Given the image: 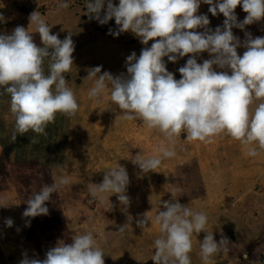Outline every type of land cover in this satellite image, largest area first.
I'll return each instance as SVG.
<instances>
[{
    "label": "clouds",
    "instance_id": "9594fccd",
    "mask_svg": "<svg viewBox=\"0 0 264 264\" xmlns=\"http://www.w3.org/2000/svg\"><path fill=\"white\" fill-rule=\"evenodd\" d=\"M201 4L209 6L213 17L222 14V27H208V15L197 14ZM69 6V0H57V10ZM238 6L247 14L241 22L235 14ZM85 7L84 15L100 25L114 20L116 30H109L114 37L128 32L142 45L154 41L150 47H143L138 57L132 52L126 58V74L113 76L96 66L88 69L84 78L93 82L87 92L89 100L98 102L107 94L121 110L122 119L139 118L148 129L164 135L152 154L140 153L131 159L142 174L154 172L164 160L176 156L175 139L181 132L189 142L208 143L227 133L244 146L249 157L264 151V36L253 38L245 32L241 43L232 31H243L264 19V0H118V4L113 0H85ZM28 19L27 29L17 26L11 34L0 33V89L10 97L13 139L29 131L46 135L48 124L58 113L73 116L79 110L64 75L74 64L72 34L63 40L51 34L52 27L37 10ZM33 34H38L40 46ZM240 47L245 49L242 55L237 52ZM205 52L210 58L198 63L197 57ZM185 56L189 58L178 69L180 78L176 79L164 58L175 63ZM70 183V177L61 174L51 184H44L26 201L23 217L46 216V203ZM129 183L126 168L117 162L104 173L101 183L89 185L88 192L100 202L115 195L126 213ZM4 207L6 201L0 199V208ZM151 222L159 232L153 241V264H192V237L205 232L207 215L171 197L159 201ZM136 223L145 228L149 221L144 214ZM5 224L11 228L13 221L9 218ZM127 227H119V233L123 235ZM229 244L226 237L217 242L213 233H207L199 242L202 264H211L218 252L228 251ZM104 256L94 231L84 230L74 234L70 242L58 241L43 259L23 253L19 264H104Z\"/></svg>",
    "mask_w": 264,
    "mask_h": 264
},
{
    "label": "rangeland",
    "instance_id": "374dc122",
    "mask_svg": "<svg viewBox=\"0 0 264 264\" xmlns=\"http://www.w3.org/2000/svg\"><path fill=\"white\" fill-rule=\"evenodd\" d=\"M113 3L118 4V0ZM69 4L67 10L72 11L74 22L68 21L66 27L63 21H58L67 30L58 38L63 40L71 33L75 45L73 67L64 75L76 95L77 113L73 116L58 113L54 122L48 124L46 135L29 131L13 139L10 97L0 89L3 93L0 94V199L7 206L0 208V264H19L23 253L43 259L58 241L70 242L74 234L84 230L96 234L105 253L104 264H153L150 260L153 241L159 232L151 218L159 201L171 197L208 217L205 232L193 234V250L189 254L192 264H202L199 242L207 233H213L217 242L225 237L230 242L228 251L218 252L211 264H264V151L249 157L244 146L227 133L208 143L189 142L186 133L181 132L175 139L176 156L164 160L154 172L142 174L131 159L140 153L152 154L165 139L164 135L148 129L139 118L122 119L121 110L107 94L98 102L89 100L87 92L93 82L84 78L87 70L96 66H102V72L108 71L113 76L126 74V58L132 52L138 57L141 49L150 47L154 41L142 45L128 32L114 37L109 34L110 29L116 30L114 20L100 25L84 15L85 0H69ZM208 7L201 4L197 14L208 15L209 28L222 27V14L213 17ZM55 8V5L46 8L53 20ZM20 11L28 12L24 8ZM235 14L238 22L247 15L240 6ZM232 31L241 43L246 39L245 32L253 38L264 36V19L243 31L238 28ZM33 38L40 46L38 34ZM244 51L243 47L237 49L238 55ZM188 58H178L175 63L166 58L164 61L167 70L179 79L178 69ZM209 58L208 53H201L197 62ZM47 63L46 60V72ZM117 162L126 168L130 181L126 191L130 206L126 213L121 211L115 195L109 198V203L93 199L88 192L89 185L101 183L104 173ZM61 174L68 175L71 183L46 203L48 214L24 218L22 214L31 194ZM144 214L149 223L139 228L136 222ZM9 218L13 221L11 228L5 224ZM29 220L30 226H26ZM125 224L127 231L121 235L119 227Z\"/></svg>",
    "mask_w": 264,
    "mask_h": 264
},
{
    "label": "crops",
    "instance_id": "0c3cea01",
    "mask_svg": "<svg viewBox=\"0 0 264 264\" xmlns=\"http://www.w3.org/2000/svg\"><path fill=\"white\" fill-rule=\"evenodd\" d=\"M56 6L53 14L55 20L52 18L51 12H46L48 6ZM21 8L27 9V13L20 11ZM33 8V9H32ZM44 9L41 11V9ZM40 12L46 19L48 25L51 28V32L62 35V32L67 31L64 29L61 23L57 24L58 21L64 22L65 26L68 27V21L73 24L71 12L67 9L57 10V0H0V15L4 17V22L0 23V33L11 34L12 30L17 26H23L27 29L29 24V15L33 11ZM67 15V16H66ZM70 15V18L68 17ZM34 35V34H33ZM13 264H17L16 262Z\"/></svg>",
    "mask_w": 264,
    "mask_h": 264
},
{
    "label": "trees",
    "instance_id": "16d2710c",
    "mask_svg": "<svg viewBox=\"0 0 264 264\" xmlns=\"http://www.w3.org/2000/svg\"><path fill=\"white\" fill-rule=\"evenodd\" d=\"M167 59V58H166Z\"/></svg>",
    "mask_w": 264,
    "mask_h": 264
}]
</instances>
